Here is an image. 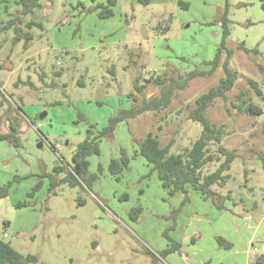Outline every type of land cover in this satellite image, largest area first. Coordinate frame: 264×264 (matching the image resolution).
Returning a JSON list of instances; mask_svg holds the SVG:
<instances>
[{
    "label": "rangeland",
    "instance_id": "374dc122",
    "mask_svg": "<svg viewBox=\"0 0 264 264\" xmlns=\"http://www.w3.org/2000/svg\"><path fill=\"white\" fill-rule=\"evenodd\" d=\"M107 2L42 0L28 17L40 27L30 29L25 48L23 40L13 43L10 31L0 33V133L18 125L20 144L0 141V190L10 184L0 198V240L23 257L34 256L35 264H152V254L161 255L173 241L179 249L171 259L188 264V238L225 228L219 219L224 215L241 232L254 231L250 264H256L264 255V163L258 158L264 153V73L256 66H264V0H228L226 47L234 51L228 64L237 79L226 100L216 99L206 112L224 131L221 145L236 154L225 186L216 188L218 202L209 199L202 213L197 192L188 190L192 204L188 194L168 196L137 143L150 132L161 145L173 142L172 155L189 149L202 127L187 112L224 76L220 67L189 81L162 111L120 121L112 134L99 137V155L86 159V179L96 177L88 186L61 185L49 193L46 175L56 165L68 169L78 143L97 136L142 98L159 94L158 86L146 83L149 78L205 70L221 45L224 0H116L113 15L99 18L96 7ZM16 7L15 0H0V26ZM239 44L258 56L238 50ZM136 79L145 85L143 93L134 91ZM240 93L262 113L237 111ZM121 151L128 167L111 173L109 164ZM217 165L209 164L203 174ZM195 251L190 262L202 264L201 249ZM158 261L168 262L165 256Z\"/></svg>",
    "mask_w": 264,
    "mask_h": 264
},
{
    "label": "trees",
    "instance_id": "16d2710c",
    "mask_svg": "<svg viewBox=\"0 0 264 264\" xmlns=\"http://www.w3.org/2000/svg\"><path fill=\"white\" fill-rule=\"evenodd\" d=\"M42 0H15V5L20 7L17 12L18 15L10 17L6 23L0 26V32L12 30L13 43H17L21 40L24 41V48L32 40V36L29 30L33 26H39V24L31 21L25 23L24 26L28 30L23 32L22 17L26 15H32L36 9L41 8ZM116 0H108L105 5H99L96 8H101L98 16L99 18H109L113 15L111 6L115 4ZM138 2L147 5L151 3V0H138ZM181 7H186L180 3ZM228 0H224V13L220 18V25L222 29V41L220 47L217 49L216 56L212 62L205 63L207 69L199 70L197 68L185 72L178 78H166L163 76H157L156 78H149L146 83L150 81L154 85L159 87V94L150 98H142L141 102L136 106L121 111L118 115L109 120L108 125L103 128L97 136L94 138H85L82 142L78 143L75 151L72 154V165H67L68 169L56 165L52 168L50 174L46 175L49 180V193H54L55 189L61 185H67L70 187L82 186L84 183L86 186L96 177H87V157L90 155H99V145L97 139L101 136H108L112 134L118 122L128 119H134L141 114L151 112L158 113L167 108L172 98L177 91L184 90L189 81L205 77L213 74L219 67L223 70L224 76L219 82L209 88V90L195 99V106L189 108L187 112V119L193 122H197L201 125L202 131L199 138L192 144L189 149H186L182 154L172 155L169 153L173 144L170 141L166 145H161L157 136L152 133H147L145 137L137 143V153L142 156L146 162L152 165L153 170L156 171L161 187L168 196H174L177 194L184 195L187 198L188 190L197 192L203 199H212L216 202L219 200L214 187H224L229 179V170L236 157L235 150H228L221 145L223 139V130L212 124L206 117L208 108L213 104L216 99L226 100V93L229 92L237 79V75L229 68V60L234 54L232 49H227L226 39L229 36V24L228 19ZM7 10V7H6ZM166 31V30H165ZM238 50L244 52L247 55L253 54L254 57L258 56V51L249 50L244 47L243 44H239L236 47ZM225 52V58L222 60V53ZM258 70L264 73V66L256 64ZM146 81V80H145ZM144 81V82H145ZM250 88L254 93L261 97V91L259 90L257 83L251 79L248 80ZM134 91L137 93H143L146 88L145 85L140 84L138 79L133 84ZM129 97H134L130 95ZM238 104L233 106L240 113L259 115L262 113V108L257 105H253L252 102L245 97L244 93H240L238 96ZM20 111V108L17 106ZM18 125L10 126L9 131L6 133H0V141H5L15 148L20 146ZM213 147V149H212ZM258 158L264 163V153L258 155ZM128 158L124 152L121 151V157L118 160H111L109 164V170L111 173H120L122 169L128 167ZM218 163L216 169L209 173L203 174L204 169L209 164ZM17 180H20L17 177ZM9 183L0 190V198L7 196V189ZM35 187L34 189H36ZM33 195V194H31ZM218 198V199H217ZM26 203L17 204V207L26 206ZM217 208H221L220 203H216ZM220 247L228 248L229 245H222L221 240L217 239ZM179 249V244L172 241L169 248L161 253V255L152 254V264H162L158 260L169 253L176 252ZM37 262L34 256L23 257L16 250H14L8 243L0 240V264H35ZM256 264H264V255L256 258Z\"/></svg>",
    "mask_w": 264,
    "mask_h": 264
},
{
    "label": "crops",
    "instance_id": "0c3cea01",
    "mask_svg": "<svg viewBox=\"0 0 264 264\" xmlns=\"http://www.w3.org/2000/svg\"><path fill=\"white\" fill-rule=\"evenodd\" d=\"M152 1V0H151ZM17 6V5H16ZM15 8H13L14 10ZM20 10V7L17 6L15 11H13L12 13L9 14H14L17 13ZM7 11L9 12V9L7 8ZM35 12V11H34ZM29 15L23 16L22 20L25 23L31 22L28 20ZM28 20V21H27ZM27 21V22H26ZM34 22V21H33ZM36 23V22H35ZM23 32H27L28 30L23 27H21ZM27 30V31H26ZM10 33L13 34L12 30H9ZM30 32V30H29ZM2 33V32H0ZM13 36V35H12ZM29 45V43H28ZM214 191L217 194V190L214 187L213 188ZM220 196H222L219 193ZM190 193L188 192V202L190 204H192L191 200H190ZM227 197H231L230 195H227ZM199 198L201 199V196H199ZM203 199V198H202ZM201 199V200H202ZM209 199H203V209L202 208H198L199 210L202 211V213H204V210L206 209V205L208 204ZM241 201V200H240ZM194 205V204H193ZM197 205H200V203L198 202ZM237 206L240 207V204H236ZM208 207V205H207ZM227 210V209H226ZM208 212L213 216H217L216 213L211 212L208 210ZM219 219L223 221V223L225 224V228L223 226V228L221 230H215L213 231V233H208V232H202L197 234V237H192L191 239L188 238V246H189V242L192 244L189 248H188V264H193L190 262V258L191 255L196 252V250L201 249V251L199 252L200 254L203 253V258H202V264H250V258L251 256H254V253L256 251H251L250 247L253 246L252 241H253V236H254V231L251 234L250 231L247 232H241L240 229L238 228H234L232 227L229 223H226L225 220V216L224 215H219ZM189 237V236H188ZM217 239L221 240L222 245H229L228 248L226 247H220ZM167 248V247H166ZM166 248H161L163 249L162 251H165ZM175 252H172L170 254H167L165 256V260L168 261L166 263H162V264H180L179 261L175 260V259H171V255H173ZM198 257V256H197Z\"/></svg>",
    "mask_w": 264,
    "mask_h": 264
},
{
    "label": "water",
    "instance_id": "95a60500",
    "mask_svg": "<svg viewBox=\"0 0 264 264\" xmlns=\"http://www.w3.org/2000/svg\"><path fill=\"white\" fill-rule=\"evenodd\" d=\"M43 116H44V115H40V117H39V118H40V119H42V118H43ZM38 147H41V143H39V144H38Z\"/></svg>",
    "mask_w": 264,
    "mask_h": 264
},
{
    "label": "built area",
    "instance_id": "2783aa9c",
    "mask_svg": "<svg viewBox=\"0 0 264 264\" xmlns=\"http://www.w3.org/2000/svg\"><path fill=\"white\" fill-rule=\"evenodd\" d=\"M254 251H255V249H254Z\"/></svg>",
    "mask_w": 264,
    "mask_h": 264
}]
</instances>
